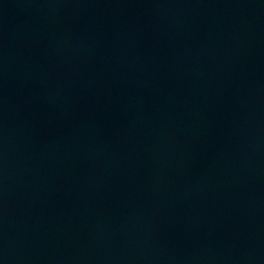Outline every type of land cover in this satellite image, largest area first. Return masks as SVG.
<instances>
[{
	"label": "water",
	"instance_id": "1",
	"mask_svg": "<svg viewBox=\"0 0 264 264\" xmlns=\"http://www.w3.org/2000/svg\"><path fill=\"white\" fill-rule=\"evenodd\" d=\"M0 264H264V0H0Z\"/></svg>",
	"mask_w": 264,
	"mask_h": 264
}]
</instances>
